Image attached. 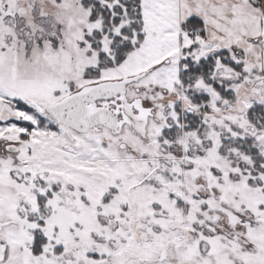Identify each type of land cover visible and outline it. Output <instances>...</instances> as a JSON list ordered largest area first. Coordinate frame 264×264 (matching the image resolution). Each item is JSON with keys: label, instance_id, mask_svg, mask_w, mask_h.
Instances as JSON below:
<instances>
[{"label": "snow or ice", "instance_id": "6c2138e0", "mask_svg": "<svg viewBox=\"0 0 264 264\" xmlns=\"http://www.w3.org/2000/svg\"><path fill=\"white\" fill-rule=\"evenodd\" d=\"M0 264H264V0H0Z\"/></svg>", "mask_w": 264, "mask_h": 264}]
</instances>
